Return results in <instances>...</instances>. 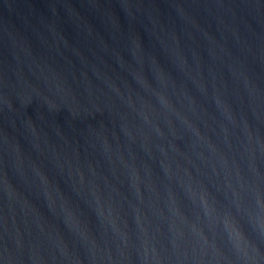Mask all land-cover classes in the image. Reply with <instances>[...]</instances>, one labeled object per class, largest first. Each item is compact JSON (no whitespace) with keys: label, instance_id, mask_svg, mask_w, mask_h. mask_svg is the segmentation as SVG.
<instances>
[{"label":"water","instance_id":"95a60500","mask_svg":"<svg viewBox=\"0 0 264 264\" xmlns=\"http://www.w3.org/2000/svg\"><path fill=\"white\" fill-rule=\"evenodd\" d=\"M0 264H264V0H0Z\"/></svg>","mask_w":264,"mask_h":264}]
</instances>
